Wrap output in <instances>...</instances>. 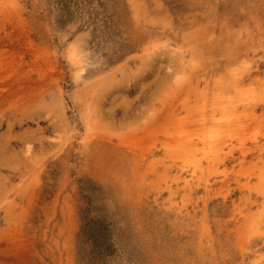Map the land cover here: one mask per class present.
<instances>
[{"label":"rangeland","instance_id":"obj_1","mask_svg":"<svg viewBox=\"0 0 264 264\" xmlns=\"http://www.w3.org/2000/svg\"><path fill=\"white\" fill-rule=\"evenodd\" d=\"M4 2L0 227L28 263L264 264V0Z\"/></svg>","mask_w":264,"mask_h":264},{"label":"bare ground","instance_id":"obj_2","mask_svg":"<svg viewBox=\"0 0 264 264\" xmlns=\"http://www.w3.org/2000/svg\"><path fill=\"white\" fill-rule=\"evenodd\" d=\"M4 4V0H0V8H4ZM1 95L0 93V96ZM3 98L4 97L1 96L0 99ZM31 107L37 108L36 105ZM30 118L32 121L39 120L32 115ZM24 121L28 124L29 120L24 118L17 119L14 120V125H23ZM37 123H39V121ZM5 124L8 125V130H13L8 121H5ZM3 219H5L6 224L0 227V264H29L27 256L23 254L24 251L22 248H24V243L21 235H19L24 232L23 220H21L15 211L6 212Z\"/></svg>","mask_w":264,"mask_h":264}]
</instances>
